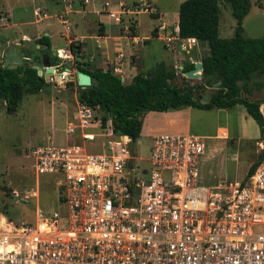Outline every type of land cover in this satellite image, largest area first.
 Wrapping results in <instances>:
<instances>
[{
  "label": "built area",
  "instance_id": "obj_1",
  "mask_svg": "<svg viewBox=\"0 0 264 264\" xmlns=\"http://www.w3.org/2000/svg\"><path fill=\"white\" fill-rule=\"evenodd\" d=\"M110 8L104 3L101 11L125 37L136 16L157 15L152 0H118ZM58 21L68 33L65 17ZM189 40L178 37L177 27L162 38L169 52ZM72 61L69 49L57 50L54 75L41 78L63 85L74 74ZM75 119L66 124L73 139L66 146L26 151L35 175L54 180L62 212L37 210L34 223L0 216V264H264V140L255 143L258 164L244 180L204 186L202 138L153 135L148 168L138 170V139L114 133L110 121L102 125L84 105L77 104ZM36 198L30 189L22 200Z\"/></svg>",
  "mask_w": 264,
  "mask_h": 264
},
{
  "label": "rangeland",
  "instance_id": "obj_2",
  "mask_svg": "<svg viewBox=\"0 0 264 264\" xmlns=\"http://www.w3.org/2000/svg\"><path fill=\"white\" fill-rule=\"evenodd\" d=\"M153 1V0H152ZM158 10L173 13L171 0H154ZM249 10L241 23L243 38H260L264 36V0H248ZM218 5V37L229 39L234 34L235 22L230 13V7L222 0ZM39 6L38 0H0V52L5 39L17 38L24 34L31 36L47 25L53 34L52 49H64L63 38L59 37L62 27L58 23L57 15L53 11L45 12L48 19L33 16V9ZM159 12V11H158ZM54 14V15H53ZM9 16V20L7 18ZM139 38L147 37V44L140 46L138 70L145 75L157 65L173 71L176 79L172 82L176 86H194L197 80H185L180 72L191 62H199L207 53L205 43H182L174 52L163 47L162 40L150 36L149 30L155 24L146 15L137 16ZM175 24L169 21L168 29L159 36L171 31ZM156 32L158 30L153 28ZM152 30V31H153ZM44 36V35H42ZM145 41V40H144ZM142 44V42H141ZM72 68L75 71L77 58L74 54ZM181 68L180 71L177 69ZM133 72V71H131ZM63 85L44 82V87L36 95L23 96L16 112L7 115L3 103L0 101V216L2 219L15 223H34L36 211L47 215L51 212H62L58 203L57 187L49 175L36 176L32 161L27 157V149L37 145L64 147L71 142L65 135V127L74 119L77 108L75 100L76 80L74 74ZM66 83L71 84V87ZM126 82L124 84H128ZM248 92L245 97L259 104L264 103V76H256L247 82ZM215 93V87H193L192 97L195 101L207 103ZM183 120L174 121L166 125V121H158L160 113L151 112L142 119V126L138 140L139 146L135 152L139 161L138 170L148 168V147L151 135L187 133L202 138L205 152L200 162V178L204 186H214L218 183H232L242 181L248 176V171L257 162L258 154L255 143L262 140L259 127L246 115L241 106L229 109L202 111L192 108H182ZM260 112V108H259ZM151 114L148 121V115ZM100 120V113L96 112ZM162 118V117H161ZM219 130V131H218ZM224 130V131H223ZM92 133V131H85ZM226 134V138L220 139ZM30 189L37 192L35 200L23 201V196Z\"/></svg>",
  "mask_w": 264,
  "mask_h": 264
},
{
  "label": "trees",
  "instance_id": "obj_3",
  "mask_svg": "<svg viewBox=\"0 0 264 264\" xmlns=\"http://www.w3.org/2000/svg\"><path fill=\"white\" fill-rule=\"evenodd\" d=\"M222 1L229 5L235 22L234 34L229 39L218 37L217 0H184L178 5V37L208 46L206 55L199 60L201 74L197 84L191 87L173 85L176 75L163 64L157 65L145 75L136 74L130 83L122 84L110 70L90 71L77 62L75 69L88 75L91 84L85 89L75 86L76 102L99 112L102 125L110 121L114 133L126 135L133 140L138 139L142 119L148 113H167L182 108L224 110L238 105L259 127L264 140V119L259 112V104L245 97L248 92L245 89L247 82L256 76H264V36L250 39L241 35V23L249 10L248 0ZM154 33L155 30L151 37H155ZM35 44L49 52L47 38L41 37ZM68 49L76 59L78 47L69 43ZM192 68L193 65L187 63L182 72ZM66 85L71 87V84ZM43 87V79L27 67H0V101L7 115L16 112L23 96L36 95ZM193 87H215V93L207 103L201 104L192 97ZM257 164L258 160L248 175Z\"/></svg>",
  "mask_w": 264,
  "mask_h": 264
},
{
  "label": "crops",
  "instance_id": "obj_4",
  "mask_svg": "<svg viewBox=\"0 0 264 264\" xmlns=\"http://www.w3.org/2000/svg\"><path fill=\"white\" fill-rule=\"evenodd\" d=\"M31 1L36 2V0ZM132 1L134 0H124L126 3H130ZM183 1L184 0H171V3H173V13L171 14H167L166 12L158 10L154 0L152 1L153 6L156 8L157 15L148 16L150 18L153 17L152 19L155 22V24H153L149 30L150 36L153 28H156L160 24H163L166 29H168L167 25L169 24V21H171V23L173 22L175 24V26L172 27H176L178 5ZM38 3L39 6L37 8L35 7L32 11L34 17H38L41 12L43 13L41 19L37 20L38 22L48 19V16H46L44 13L49 11H53L54 14L57 15V19L58 16L65 17L70 30L68 33H65L62 28V33H59V37L63 38L64 40V49H68V45L73 39L78 41L74 44L78 47L79 58H77V61L80 65H85L86 69L90 71L110 70L119 78L122 84H124L125 81L130 83L131 79L136 74L142 73L137 71L140 60L138 53L140 51V46H145V44H147L148 38H139L137 36V16L134 18L133 26L130 28L132 34L130 38L125 37L121 33V30L105 15L103 11H101V6L104 3L110 4L111 8L109 11L116 10V4L118 3V0H88L86 5H83L81 0H38ZM7 18L9 20L8 15ZM160 33L163 32L155 31V37L152 38L159 39L161 41L162 35L159 36ZM41 37L47 38L49 52L53 51L51 41L53 34H51L50 30H48L47 25L42 28L41 35L38 32H35V34H31V36L21 34L17 38L15 37L5 39L1 44L2 50L0 52V67L3 65L4 59H6L11 65L17 64L15 55L11 54L8 57L4 56L6 49L10 46L32 48L39 53H46L43 47L35 44V41ZM37 45L38 48H36ZM57 50L62 49H56L54 51L56 52ZM119 54L122 55L123 58L120 62H117L116 56ZM192 63L193 62L190 64ZM28 65L29 64H23L22 66H17L14 69L23 67L28 68ZM179 69L181 70V68ZM182 115L183 113L180 110L160 113V117L157 120L166 121V125H171L174 123V121H186L183 120L184 118ZM150 116L151 114L148 115V121L153 120L150 119ZM72 123H74V121ZM179 130L181 129H178L175 133L186 134L179 132ZM72 141L73 139L71 142Z\"/></svg>",
  "mask_w": 264,
  "mask_h": 264
},
{
  "label": "water",
  "instance_id": "obj_5",
  "mask_svg": "<svg viewBox=\"0 0 264 264\" xmlns=\"http://www.w3.org/2000/svg\"><path fill=\"white\" fill-rule=\"evenodd\" d=\"M36 48H38V45ZM11 54L16 56L17 64L11 65L6 59H4L3 65L1 66L2 69H14L17 66H22L23 64H29L28 68L35 71L37 77H43V74L52 72V67L56 64L55 51L46 52L42 54L35 51L32 48L10 46L6 49L4 56L8 57ZM192 65H193L192 69L183 72L181 71L180 75L185 80L199 81L201 74L200 62H193ZM64 70L66 72H69V68H65ZM177 71H180V69H178ZM74 77L76 80V86L79 87L80 89H85L86 87H89L91 84L90 77L82 72L75 71Z\"/></svg>",
  "mask_w": 264,
  "mask_h": 264
},
{
  "label": "bare ground",
  "instance_id": "obj_6",
  "mask_svg": "<svg viewBox=\"0 0 264 264\" xmlns=\"http://www.w3.org/2000/svg\"><path fill=\"white\" fill-rule=\"evenodd\" d=\"M189 42H190V40H189ZM46 75H54V71H52V72H50V73H46ZM64 75H65V74H64ZM261 111L264 112V106H263V108H262ZM1 221H3L2 217H1Z\"/></svg>",
  "mask_w": 264,
  "mask_h": 264
}]
</instances>
